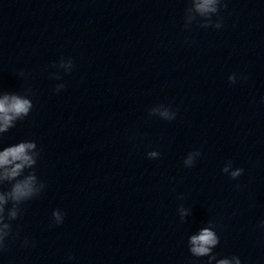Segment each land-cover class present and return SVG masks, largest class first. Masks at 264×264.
Segmentation results:
<instances>
[{
  "label": "clouds",
  "instance_id": "1",
  "mask_svg": "<svg viewBox=\"0 0 264 264\" xmlns=\"http://www.w3.org/2000/svg\"><path fill=\"white\" fill-rule=\"evenodd\" d=\"M226 6L224 0H188V7L185 9V28L194 22L204 28H221L223 26L222 18L218 14L221 7ZM214 16L216 17L215 21L213 20ZM56 66L57 64H53V67ZM58 66L64 68L67 74L73 70L74 64L71 58L66 60L61 58ZM54 78L60 79L58 75ZM228 80L230 84H235L237 77L232 74L229 75ZM64 87V84H57L55 90L59 92ZM32 109L33 102L27 93L22 95L14 92H0V142L3 140V134L14 128L18 121L27 117ZM157 114L167 121L176 118V111L163 104L149 110L150 116ZM147 155L150 159H154L158 158L160 154L157 151H151ZM200 155L198 150L189 152L183 160L184 166L192 167ZM39 157L40 152L33 140H22L0 149V186L5 183L10 185L6 191L0 190V252L6 249L7 241L13 235L12 222L21 215V206L39 197L46 188L45 183L39 180L35 170ZM243 171L242 168L233 170L232 161L225 163L222 168V172L227 173L231 179L240 177ZM178 211L182 220L189 215V211L183 207H180ZM64 216L65 213L61 210H53L52 221L55 225H60L64 221ZM259 226L264 229V220L260 221ZM215 228L216 225L209 222L198 233L188 237V250L191 255L197 258L208 257L206 264H242L238 255L217 259L213 249L220 243V238ZM28 243V240L25 239L24 245L27 246Z\"/></svg>",
  "mask_w": 264,
  "mask_h": 264
}]
</instances>
